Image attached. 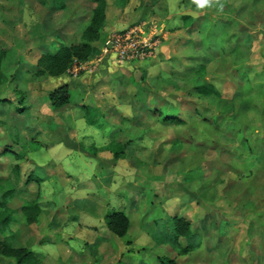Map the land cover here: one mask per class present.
I'll list each match as a JSON object with an SVG mask.
<instances>
[{"label":"rangeland","instance_id":"1","mask_svg":"<svg viewBox=\"0 0 264 264\" xmlns=\"http://www.w3.org/2000/svg\"><path fill=\"white\" fill-rule=\"evenodd\" d=\"M166 1L0 0V264H18L14 253L25 250L34 253L25 264H264V0L203 9L176 0L169 17ZM142 18L165 41L133 61H142L138 79L134 69L118 72L104 91L128 118L104 108L120 129L109 147L122 150L94 171L58 142L70 124L55 128L61 119L43 98L48 73L36 65L60 44L76 48L59 73L76 60L95 63L115 30L103 29L106 20ZM101 61L84 71L100 75ZM202 83L212 91L198 92ZM91 175L112 180L117 197L82 194ZM110 211L120 213L111 222Z\"/></svg>","mask_w":264,"mask_h":264},{"label":"crops","instance_id":"2","mask_svg":"<svg viewBox=\"0 0 264 264\" xmlns=\"http://www.w3.org/2000/svg\"><path fill=\"white\" fill-rule=\"evenodd\" d=\"M177 4L178 3L176 0H167L166 3H163V5L166 6V14H165L166 17L171 16L169 12H171V13L174 12L171 10V7H173L174 5H177ZM124 9H126V7ZM173 14H175V13H173ZM68 18H70V17H68ZM139 18H141V15H139ZM142 20L149 22L153 26L156 25V23H154L155 20L153 18H148V19L142 18ZM176 20H178V17L174 18V21H176ZM86 24L87 25L90 24V21L87 22ZM106 24L107 25H105L103 27L104 30H109V29L117 30V29L123 28V27L128 25V24H126V22L125 23L110 22V25H109L107 20H106ZM129 24H131V23H129ZM173 24L174 23H172V25ZM175 27H177V26H175ZM112 28H114V29H112ZM172 31L173 30L166 29V33L168 35H170L172 33ZM164 33H165V30H164ZM79 40H82V39H79ZM162 41H163V39H162ZM79 42H83V41H79ZM101 63H102L101 64L102 68H100L99 71L96 73V74H99L100 70H101L102 73L100 75L97 76V75H93L92 73H87V72L83 71V72H81V74H79L80 77L76 78V77L72 76V78L75 79V85H73V86L70 84L71 75H69L68 73H65V72L55 74V75L48 74L47 78H43L41 80V82L44 83L46 86V90L43 93V98L45 100L44 105L51 112L50 117L52 116L51 118L53 119L54 117L57 116L58 118L61 119V121H58L56 123L58 125H56L55 128H58L61 124H64V123L70 124L67 127H65V129H63L64 130L63 133L65 135H62L63 137L62 138L60 137V139H58L59 140L58 142H61L65 145V147L67 148L66 154L68 153V151H70V152L76 151L79 154H84L85 159L88 158V159H90V161H94L93 162V168H94L93 170L94 171L98 170V168H100L101 165L104 166L106 164H112L111 163L112 159L118 160V158H119L118 156L117 157L114 156L113 150L109 147V145L113 141H118L120 139L118 137L120 135V134L118 135V133L120 132L119 125H116V124L109 122V121L107 122V120L103 117L105 110H106V109L104 110V108H106V105L108 107L109 104H114V105H109V106H114V109L116 111L118 110L122 114L121 115L122 119L128 118V113L124 112L121 109L120 105H122V104L121 103L115 104L116 102L112 101V96L106 97L107 92L105 93L104 91L106 90V88L108 87L109 84L111 85L112 83H115L118 80V78H116L118 72L122 71L121 73L126 74L131 69H134V70L138 69L139 66L141 65L142 61H139L136 63H134V62H131V63L130 62H122L119 64L117 62H114L113 57L111 55H106L103 58V61ZM85 82H91L87 85V87L89 88L88 90H82V88L85 86L84 85ZM63 83H67L69 85V93H70L69 101L66 102L65 104L59 106V107H54L48 98V93L51 89H53L54 87H56L60 84H63ZM76 85H79L80 87L78 88V86H76ZM113 88H117L116 85H114ZM116 94H118V93H116ZM126 104H127V102H126ZM44 105L41 104L37 108V112H41V108ZM84 106H89V107L93 108L91 110V112H92L94 122H90V120L88 119L89 113L87 112V110ZM165 114H167V113H165ZM101 120H102V122H101ZM62 127H64V126H62ZM55 128L51 129V132L55 131ZM70 128H72L73 130L70 131ZM39 143H40L39 146L32 148V149H37V148L42 147L43 144L41 143V141ZM23 146L26 147V145H24V144H23ZM91 146L96 148L95 152L94 151L90 152L88 150L89 147H91ZM78 147L80 149L77 151L76 148H78ZM5 149L6 148H4L3 150L5 151ZM83 149H87V152ZM29 150H31V148ZM15 151H17V150H15ZM84 151L87 154L82 153ZM6 153H8V152H6ZM26 154L28 155V152ZM64 159H65V156L62 160H64ZM55 162H61V161L56 160V161H53L52 163H55ZM36 164L37 165H34V167H36V166L43 167L46 163L45 162H40V163L37 162ZM49 164H50V161H49ZM61 168H62V170H64V172L66 174L68 173V171L63 169V167H61ZM45 170H47V169H45ZM99 170L104 171L103 169H99ZM93 176H94V173H93ZM93 176L91 175V178L87 177L90 180V183H89V186L83 187L82 194L88 193V194H91L92 196H95V195L97 196L99 194L96 193V189L97 188L98 189L104 188L108 191L109 196L112 195L113 199H114V197H117L116 196L117 193L115 192L116 189H115L113 184L111 185V183H113L112 180L111 181L110 180L94 181L95 177H93ZM48 177L49 176L47 175L46 178H48ZM118 193H119V191H118ZM100 194H102V193H100ZM102 197L104 199L103 194H102ZM90 202H91V200H90ZM92 202H93L94 207H95V206H98L99 204H101L103 201H100V200H94L93 201L92 200ZM118 202L120 204L123 203V199L121 198V196L118 197ZM110 205L113 206V201H111L109 198H107V201L105 199V208L107 209ZM105 216H106V214H105ZM87 224H89V223H87Z\"/></svg>","mask_w":264,"mask_h":264},{"label":"built area","instance_id":"3","mask_svg":"<svg viewBox=\"0 0 264 264\" xmlns=\"http://www.w3.org/2000/svg\"><path fill=\"white\" fill-rule=\"evenodd\" d=\"M161 42L162 37L154 26L147 21L140 20L125 28L110 32L102 45L101 55L95 63H89V65L100 63L99 61L103 60L106 55H111L118 62L130 63L134 60L149 58L155 55ZM89 65L76 60L71 65V69H68V74L77 76L80 71H86Z\"/></svg>","mask_w":264,"mask_h":264},{"label":"trees","instance_id":"4","mask_svg":"<svg viewBox=\"0 0 264 264\" xmlns=\"http://www.w3.org/2000/svg\"><path fill=\"white\" fill-rule=\"evenodd\" d=\"M72 48H76V46L60 44L56 51L44 52L38 59V62L36 65V67H37L36 72L48 73L51 75L59 74V71H61L60 68H62V66H64V63H65V54L68 51H70ZM82 58H85V57H82ZM195 88L197 89L198 92L203 93V94H207V93H210L212 91V86L209 84H203V83L199 84V85L197 84ZM48 98L54 107H59V106L65 104L66 102L69 101V98H70L69 85L67 83H63V84H60V85L54 87L53 89H51L49 91ZM84 107L86 108L87 112L89 113L88 119L90 120V122H94L92 112H91V110L93 108H91L89 106H84ZM163 118H165L166 120L173 121V120L179 119L181 117H178V116L173 117L172 115L165 114V115H163ZM121 150L122 149H114L113 150L114 156L117 157L119 154V151H121ZM118 212L119 211H110L109 213H107L106 216L109 218L108 221L111 222L114 215L120 214ZM3 219H4L3 221L5 222L6 218H3ZM181 224H183V222H181ZM177 226L178 225H175V223H174V225L172 226V233L173 232L176 233V230L178 229ZM122 232L123 231H118L119 234H121ZM172 233L169 236V239H170V241L173 242L174 236L172 235ZM176 242H178V241H176ZM14 255L16 256L18 264H25L31 260H34V258H33L34 253L31 250L16 252V253H14ZM140 264H147V263H140Z\"/></svg>","mask_w":264,"mask_h":264},{"label":"clouds","instance_id":"5","mask_svg":"<svg viewBox=\"0 0 264 264\" xmlns=\"http://www.w3.org/2000/svg\"><path fill=\"white\" fill-rule=\"evenodd\" d=\"M193 2L197 5L198 8L203 9L207 6H211L213 3V0H193Z\"/></svg>","mask_w":264,"mask_h":264},{"label":"water","instance_id":"6","mask_svg":"<svg viewBox=\"0 0 264 264\" xmlns=\"http://www.w3.org/2000/svg\"><path fill=\"white\" fill-rule=\"evenodd\" d=\"M140 70L139 69H135L134 70V73H133V77L135 78V79H137L138 78V76H139V74H140Z\"/></svg>","mask_w":264,"mask_h":264}]
</instances>
